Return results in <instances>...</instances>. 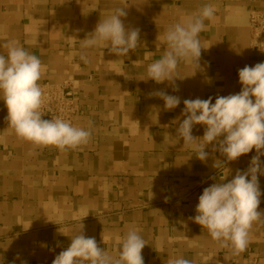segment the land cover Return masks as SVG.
Wrapping results in <instances>:
<instances>
[{
    "label": "crops",
    "instance_id": "1",
    "mask_svg": "<svg viewBox=\"0 0 264 264\" xmlns=\"http://www.w3.org/2000/svg\"><path fill=\"white\" fill-rule=\"evenodd\" d=\"M205 5L215 11L199 34L206 49L195 75L181 61L174 83L140 80L166 51L160 39L166 30ZM120 7H126V30H140L139 46L126 57L104 45L81 47ZM251 9L264 10V0H0V55L7 56L5 43L16 41L44 66L39 82L72 80L82 104L72 124L91 128L89 143L75 150L36 148L16 137L0 99V264H52L82 224L83 234L110 253L117 236L138 230L146 242L144 264L177 256L194 264H264V217L238 255L190 219L203 190L228 170L225 182L246 171L255 149L229 162L209 145L201 161L176 136L184 99L214 103L237 94L238 70L264 63V51L251 48ZM161 90L178 96L179 106L165 110L151 95ZM204 131L195 125L192 135ZM258 182L257 211L264 215V175Z\"/></svg>",
    "mask_w": 264,
    "mask_h": 264
},
{
    "label": "clouds",
    "instance_id": "2",
    "mask_svg": "<svg viewBox=\"0 0 264 264\" xmlns=\"http://www.w3.org/2000/svg\"><path fill=\"white\" fill-rule=\"evenodd\" d=\"M125 8H116L108 18L99 21L95 30L81 40V47L104 45L117 57H126L134 51L140 44V30H126L122 22L127 15ZM214 11L212 5H205L198 13L170 26L160 38L166 45V51L160 59L147 66L146 78L140 80L174 83L181 61L192 65L195 75L201 68V49H206L199 34L205 30V20L214 17ZM4 48L7 56L0 55V99L5 102L8 126L16 137L36 148L55 147L61 151L87 145L91 139L90 126H74L59 116L42 119L46 113L42 111L45 93L39 81L44 66L40 59L16 41H8ZM238 78L241 91L217 96L214 103L212 97L184 99L181 115L185 118L179 122L176 134L179 141L182 139L184 146L191 147L192 153L201 161L208 158L209 153L205 149L209 145L229 162L253 149L256 151L246 171L237 170L235 176L225 182L228 170L227 175L223 174L203 190L198 198L196 215L190 218L207 230L214 242L223 248H231L236 255L246 250L253 223L264 217L257 211L261 196L258 175H264L260 160L264 156V63L245 65L238 70ZM173 90L178 91V88ZM151 95L164 101L165 110L175 109L181 103L178 96L168 95L162 90ZM195 125L204 126L202 137L192 135ZM59 232L67 236L60 229ZM70 240L69 247L61 251L52 264H144L141 253L146 242L134 228L124 236L116 237L115 253L98 247L95 238L86 237L83 224ZM167 264L194 262L177 256L170 257Z\"/></svg>",
    "mask_w": 264,
    "mask_h": 264
},
{
    "label": "built area",
    "instance_id": "3",
    "mask_svg": "<svg viewBox=\"0 0 264 264\" xmlns=\"http://www.w3.org/2000/svg\"><path fill=\"white\" fill-rule=\"evenodd\" d=\"M249 28L251 48L264 51V10L251 9L249 12ZM45 93V103L42 108L46 114L42 119L59 116L74 122L75 116L82 108L80 92L72 80L63 82H39Z\"/></svg>",
    "mask_w": 264,
    "mask_h": 264
}]
</instances>
